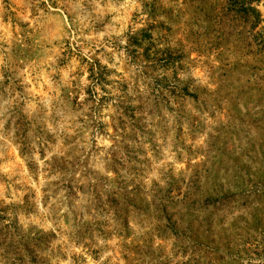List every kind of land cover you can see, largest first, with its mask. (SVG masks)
<instances>
[{"label":"rangeland","instance_id":"1","mask_svg":"<svg viewBox=\"0 0 264 264\" xmlns=\"http://www.w3.org/2000/svg\"><path fill=\"white\" fill-rule=\"evenodd\" d=\"M223 8L0 0V264H264V52Z\"/></svg>","mask_w":264,"mask_h":264},{"label":"trees","instance_id":"2","mask_svg":"<svg viewBox=\"0 0 264 264\" xmlns=\"http://www.w3.org/2000/svg\"><path fill=\"white\" fill-rule=\"evenodd\" d=\"M203 1V0H201ZM258 1L257 0H223V5H224V15L229 18L233 24L238 22V24L241 25V30L242 34L243 32L249 35V38L252 39L254 42H257V47L260 48L261 51L264 52V30L261 29V31L256 32L257 29H260V25L263 23L261 20V16L259 12L257 11ZM247 30V32L245 31ZM142 32L140 31V35H142ZM150 39V36H147L144 34V37H141L142 42H147ZM175 60L171 61L172 64L174 63ZM161 67L165 68L169 65V59L166 60H161ZM108 75L109 72L98 65H93L89 69V77H88V86L84 90V94L86 96L84 103L83 104H89V108L87 109V112L92 114V116H95L96 112H98L102 107L105 105V102H110L114 104V107L121 108L119 114L117 113L118 117L113 118L112 123L114 127L116 128L119 127L121 124L125 125L126 128L129 126H132L134 124V120L131 117L133 115L132 109L124 110L126 108H123V104L126 102L127 98L125 96H111L109 93H106L105 87L109 86L110 82L108 81ZM115 85H118V83H114ZM174 88H172L173 91L177 88H175V84L172 85ZM169 89V88H168ZM167 89V90H168ZM99 91L100 93H98ZM166 91V90H162ZM110 95V96H109ZM182 96H187V92L185 91V88L180 90V94ZM109 96V97H108ZM188 97V96H187ZM131 113L130 116L128 117V120L126 119V114ZM100 124H96V127L98 128ZM124 131V130H123ZM115 140V139H113ZM206 202H210L208 200H205ZM158 206L161 207L162 212H166V206H162L161 204L158 203ZM114 214L118 216V210L114 211ZM166 221V227L169 228L170 230L173 229L174 224L171 222V217L168 216V219H165ZM2 228V229H1ZM8 227H1L0 226V233L2 230L7 229ZM173 234L175 235V232L173 231ZM29 241H22L24 239L21 237L19 234L15 236V240L17 243V246L14 248L15 251L21 250L23 252L27 251L28 256L35 254L34 249L31 251V249L28 247L27 242L32 243L34 240L37 242V239H32ZM35 244L32 243V246ZM7 250L12 251L13 248L11 245L7 247ZM18 260V262H20ZM8 264H15L13 260H9Z\"/></svg>","mask_w":264,"mask_h":264}]
</instances>
